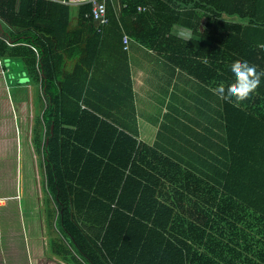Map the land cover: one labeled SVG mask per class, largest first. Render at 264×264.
Wrapping results in <instances>:
<instances>
[{
    "label": "trees",
    "instance_id": "1",
    "mask_svg": "<svg viewBox=\"0 0 264 264\" xmlns=\"http://www.w3.org/2000/svg\"><path fill=\"white\" fill-rule=\"evenodd\" d=\"M120 3L119 12L109 3L101 27L80 5L71 30L69 5L0 0V57L22 60L35 89L32 143L51 198L47 221L59 229L52 254L70 264H264V81L225 103L231 158L218 188L138 141L123 44L128 35L226 87L234 63L264 71V0ZM177 24L194 37L176 36Z\"/></svg>",
    "mask_w": 264,
    "mask_h": 264
},
{
    "label": "crops",
    "instance_id": "2",
    "mask_svg": "<svg viewBox=\"0 0 264 264\" xmlns=\"http://www.w3.org/2000/svg\"><path fill=\"white\" fill-rule=\"evenodd\" d=\"M65 5L71 6V30H74L79 26L80 5ZM114 5L119 12L121 3L115 2ZM173 33L185 39L194 37L192 28L179 24L174 26ZM4 35L0 25V37ZM123 44L131 67L140 132L138 141L194 172L204 184L219 188L229 168L231 153L224 117L225 103L214 95L217 87L199 81L157 51L131 38ZM0 60V264H28V225L23 219L21 198H18L17 159L27 126L22 117L23 102L26 104L27 96L29 98V89L34 100L35 89L25 70L9 80L5 62L13 59L0 57ZM76 62L74 59L68 61L67 71H72ZM33 100L32 103L28 101V106L33 104V111L28 112V139H25L28 164L34 170L31 178L35 191L38 181L43 180L44 184V173L32 143ZM170 196H174L172 192ZM39 201V196L38 199L35 197L34 207L39 206L41 213ZM44 217L42 221L38 220V225L46 231V213ZM37 246L40 248V244ZM37 255L43 256L41 253ZM41 261L42 264H70L55 254Z\"/></svg>",
    "mask_w": 264,
    "mask_h": 264
},
{
    "label": "rangeland",
    "instance_id": "3",
    "mask_svg": "<svg viewBox=\"0 0 264 264\" xmlns=\"http://www.w3.org/2000/svg\"><path fill=\"white\" fill-rule=\"evenodd\" d=\"M76 10H74V13ZM5 66L7 68L6 77L11 80V77L15 75H19L22 72V69H25L22 60L13 59L8 62H5ZM24 66V67H23ZM33 96L31 90L29 89V98L27 96L26 104L23 102V112L22 117H24V122L27 123L24 130V137L28 139V112L33 111V104L28 106V101L32 103ZM29 110V111H28ZM29 120L31 118L29 117ZM26 125V124H25ZM25 138L22 139V147L18 152V161H17V180L19 186L18 198H21L20 203L22 205V215L25 223L28 225V264H42L44 257L50 256L53 253V241L52 238L55 235H58V231L55 225L51 226L48 224L47 219L45 220L46 225H44L45 230H43L42 226L39 228L38 220L42 221L45 219V210L47 209V199H51L50 195L46 192L42 181H38L36 184L34 191V181L31 178L32 173L34 172L33 168L30 167V163L28 164V143ZM37 160V159H36ZM40 171V170H39ZM38 178V176H37ZM39 180V179H38ZM44 189V192H43ZM40 198V203L42 205V212L39 213V206L34 207L35 197ZM34 207V210H33ZM44 222H41L42 224ZM35 225V226H34ZM52 228V229H51ZM37 243L40 244V248H37ZM47 243V244H46ZM48 243H50L48 245ZM48 245L49 247H47ZM47 247V248H46ZM47 249V251H46ZM37 253L43 254V256H38ZM45 253V254H44Z\"/></svg>",
    "mask_w": 264,
    "mask_h": 264
},
{
    "label": "clouds",
    "instance_id": "4",
    "mask_svg": "<svg viewBox=\"0 0 264 264\" xmlns=\"http://www.w3.org/2000/svg\"><path fill=\"white\" fill-rule=\"evenodd\" d=\"M229 71L233 83L214 91V95L224 103L239 104L247 100L264 81V71H258L256 66L247 61L234 63Z\"/></svg>",
    "mask_w": 264,
    "mask_h": 264
},
{
    "label": "built area",
    "instance_id": "5",
    "mask_svg": "<svg viewBox=\"0 0 264 264\" xmlns=\"http://www.w3.org/2000/svg\"><path fill=\"white\" fill-rule=\"evenodd\" d=\"M47 1L70 4V5H82L85 3L90 4L91 11L87 14V17L93 18L97 27L107 26L110 23V18L108 13L109 3L121 2V0H80V2H70L68 0H47ZM148 9H149L148 6L138 5L139 12H144L147 11ZM129 40L130 38L128 36H125L124 41L126 44L129 42ZM0 65L2 66V64Z\"/></svg>",
    "mask_w": 264,
    "mask_h": 264
}]
</instances>
